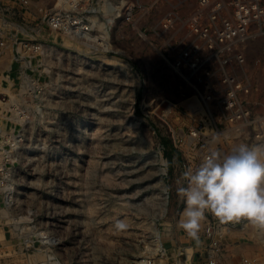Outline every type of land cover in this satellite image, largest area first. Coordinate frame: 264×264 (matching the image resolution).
<instances>
[{
	"label": "rangeland",
	"instance_id": "obj_1",
	"mask_svg": "<svg viewBox=\"0 0 264 264\" xmlns=\"http://www.w3.org/2000/svg\"><path fill=\"white\" fill-rule=\"evenodd\" d=\"M22 1L0 0L16 34L0 97L18 98L1 137L0 264H264V235L251 227L207 214L199 244L177 227L187 168L168 130L191 119L167 51L123 28L88 57L40 23L51 0Z\"/></svg>",
	"mask_w": 264,
	"mask_h": 264
},
{
	"label": "built area",
	"instance_id": "obj_2",
	"mask_svg": "<svg viewBox=\"0 0 264 264\" xmlns=\"http://www.w3.org/2000/svg\"><path fill=\"white\" fill-rule=\"evenodd\" d=\"M51 1L40 23L72 41L73 49L80 44L88 57L101 39L120 31L119 37L125 35L123 28L132 30L126 37L154 39L161 53L167 51L169 66L164 68L171 74L172 91L199 103L195 111L184 107L191 119L187 127L169 125L170 138L186 159L184 167L195 168L213 150L223 155L240 144H264V0ZM11 17L0 12V85L1 79L10 82V74L4 75L11 69L10 40L15 41L6 31ZM50 53L40 51L45 59ZM144 96L148 99L146 91ZM13 97L9 102L0 97V150L2 134L8 132L5 120L16 117ZM235 225L234 230L250 227ZM206 231L210 235L212 226Z\"/></svg>",
	"mask_w": 264,
	"mask_h": 264
},
{
	"label": "clouds",
	"instance_id": "obj_3",
	"mask_svg": "<svg viewBox=\"0 0 264 264\" xmlns=\"http://www.w3.org/2000/svg\"><path fill=\"white\" fill-rule=\"evenodd\" d=\"M185 185L177 188L185 208L178 221L190 240L200 243L207 214L221 225L245 223L264 233V144H240L229 153L213 150L195 168L188 167ZM118 221L117 230L126 229Z\"/></svg>",
	"mask_w": 264,
	"mask_h": 264
},
{
	"label": "bare ground",
	"instance_id": "obj_4",
	"mask_svg": "<svg viewBox=\"0 0 264 264\" xmlns=\"http://www.w3.org/2000/svg\"><path fill=\"white\" fill-rule=\"evenodd\" d=\"M16 35V34H15ZM17 37V36H16ZM55 47V46H54ZM46 48V47H45ZM44 50V49H43ZM54 50V49H53ZM55 50H56V48H55ZM56 52V51H55ZM59 53H61L60 51H59ZM59 53H58V55H59ZM62 53L64 54V52L62 51ZM13 57V56H12ZM47 60H50V58H47ZM104 61H106V62H104L103 64H106V66L107 65H110V66H115V65H118V64H116V62L114 61V60H112V58H110V59H105ZM103 68H105V67H103ZM110 68V67H109ZM107 70H108V68H106ZM48 96V95H47ZM47 96H46V98H47ZM13 99L17 102V100H18V98L17 97H13ZM49 99V98H48ZM48 101V100H47ZM47 101H45V102H47ZM44 102V101H43ZM184 107H186L187 109H189V110H192V111H195V110H197V109H199V103H198V101H196V100H194V99H189V100H187L186 102H185V106ZM172 109V104H170L169 105V108H168V110H169V112H170V110ZM4 123H3V121H0V128H1V130H3L4 128ZM165 197H167V196H165ZM24 219V218H23ZM21 220V219H20ZM264 235V233H260V235ZM261 238H263L264 239V236L262 237V236H260ZM3 239V235L0 233V240H2ZM251 260V259H250ZM219 263V262H218Z\"/></svg>",
	"mask_w": 264,
	"mask_h": 264
},
{
	"label": "crops",
	"instance_id": "obj_5",
	"mask_svg": "<svg viewBox=\"0 0 264 264\" xmlns=\"http://www.w3.org/2000/svg\"><path fill=\"white\" fill-rule=\"evenodd\" d=\"M30 22V21H29Z\"/></svg>",
	"mask_w": 264,
	"mask_h": 264
}]
</instances>
